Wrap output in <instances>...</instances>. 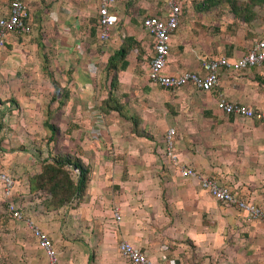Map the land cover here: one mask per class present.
Returning <instances> with one entry per match:
<instances>
[{
    "label": "crops",
    "instance_id": "obj_1",
    "mask_svg": "<svg viewBox=\"0 0 264 264\" xmlns=\"http://www.w3.org/2000/svg\"><path fill=\"white\" fill-rule=\"evenodd\" d=\"M10 1L0 0V16L8 14ZM22 1L28 9L31 33L63 31L67 18L82 15L91 2ZM205 1H195L194 6H204ZM117 6L118 15L121 6ZM135 8L144 13L142 18L164 12L163 9L158 15L153 5H145L142 0ZM201 11L191 4L184 9L180 24L171 35L166 74H203L204 61L220 57L235 60L252 45H240L229 36L225 40L224 27L208 36L200 25H220L212 11ZM128 30L139 47L146 50L147 40L151 44L141 24ZM65 45L68 46L64 40L59 42V47ZM129 54L135 57L131 66ZM129 54L126 69L117 75L118 91L122 88L128 92L125 108L130 117L138 119L137 128L146 136H138L132 131L131 121H125L128 137L113 139V152L97 148L96 140L91 145L78 141L74 150L63 151L75 155L89 169L85 195L76 210L78 221H88L87 226L90 225L84 237L100 239L97 253L104 260L101 264H125L112 262L113 258L118 259L117 238L128 241L159 264H185L191 256L213 255L215 241L226 234L239 238V245L244 239L250 242L256 235L264 236L262 227L248 220L244 212L219 203L200 188L196 179L181 177L178 168L151 152L161 142L153 132L158 135L160 129L165 133L175 129V149L181 165L217 180L236 196L264 210V125L225 115L216 106L219 100H225L264 111V63L240 72L221 70L218 86L208 92L191 86L170 91L150 83L147 73L139 78L135 63L141 56L138 50ZM185 88L190 92L182 90ZM52 91L54 94L53 86ZM135 143L146 147L145 151H136ZM116 209L120 216L117 224L113 218ZM144 225L153 227L157 237L148 240L133 234L143 230Z\"/></svg>",
    "mask_w": 264,
    "mask_h": 264
},
{
    "label": "rangeland",
    "instance_id": "obj_2",
    "mask_svg": "<svg viewBox=\"0 0 264 264\" xmlns=\"http://www.w3.org/2000/svg\"><path fill=\"white\" fill-rule=\"evenodd\" d=\"M139 1H117L115 7L121 6V10H117L119 20L105 43L97 39L98 0H91L82 15L67 18L63 31L27 35L11 33L1 48L0 175L11 179L13 189L11 196H6L0 182V264H48L46 253L38 247L32 236L30 222L49 235L57 264L104 262L97 253L100 239L93 236L85 238L83 235L90 225L87 226L88 221H78L79 212L75 201L66 204L63 209L50 210L52 198L49 192L42 189L30 191L29 180L41 173L48 157L74 150L78 141L91 145L96 140L97 148L113 152L112 140L128 137L125 120H121L116 113L103 115L100 104L107 96L109 80L114 73L107 67L108 56L116 54L119 49L130 51L135 48V41L128 29L140 26L144 13H138L135 8ZM142 2L153 5L158 15L162 14L166 4V0ZM194 4L191 3L193 8L201 12L212 11V15L217 18L219 27L208 24L199 26L208 36L221 27H224L225 40L229 36L240 45L252 44L264 36V0H206L204 6L196 7ZM75 19L79 21L74 22ZM62 40L68 46L59 47ZM144 46L146 50L139 47L141 60L135 63L139 78L148 71L152 50L150 41L147 40ZM130 55L131 66L135 57ZM124 61L117 59L115 64L120 68ZM49 77L61 87L62 93L52 94L53 85ZM115 95H119L117 99L125 107L128 92L121 88L115 91ZM53 96L66 98L68 106L64 109L56 102L52 104L50 100L55 99ZM99 112L102 114L101 120L95 117ZM46 118L52 126L58 125L62 130V135L59 134L55 141L49 143L46 141L48 132L43 127ZM153 133L161 142L151 152L159 155L160 159L165 158V132L160 129L161 134ZM138 144L135 143L136 151H145L146 147ZM37 183L40 181L34 182L35 188ZM10 201L19 207L22 218H14L6 210ZM91 221L95 228L94 220ZM255 224L261 226L264 233V226L260 222ZM143 227V230L133 231V234L148 240L157 237L158 232L153 227ZM119 241L117 238L116 245ZM238 242L239 238L226 234L215 241L213 255L191 256L185 264H264V236L256 235L254 241L250 242L244 239L241 245ZM239 246L241 248H237ZM112 262L126 264L119 254L118 259L113 258Z\"/></svg>",
    "mask_w": 264,
    "mask_h": 264
},
{
    "label": "built area",
    "instance_id": "obj_3",
    "mask_svg": "<svg viewBox=\"0 0 264 264\" xmlns=\"http://www.w3.org/2000/svg\"><path fill=\"white\" fill-rule=\"evenodd\" d=\"M118 0H98L97 7V39L101 43L107 42L111 33L118 23V15L115 5ZM198 0H166L162 16L148 15L142 18L141 28L151 40V54L149 56L147 78L150 83L158 87L175 91L186 86L204 92L214 90L219 84L220 71L225 69L231 72H240L264 63V36L252 43L249 50L242 57L230 60L226 57L211 59L202 63L203 74L192 71H185L174 75L165 73L170 52V39L177 30L182 19L183 11L187 6ZM29 13L22 0H11L7 15L0 16V48L5 46L6 39L11 33L27 35L31 33V24L28 23ZM217 109L225 115H234L244 119L257 121L264 125V111L237 103H230L225 100L217 102ZM102 119L99 112L95 116ZM104 135V133H103ZM176 131L173 128L167 130L163 138V154L170 165L178 168L183 178L196 179L200 188L212 198L223 205L234 206L245 213L246 218L253 222H260L264 226V210L236 196L231 189L201 175L189 166L181 165L176 153ZM0 182L3 184L6 196H11L13 182L6 175H0ZM14 218L22 216L19 207L13 203H7V209ZM116 222L120 221L118 210L113 214ZM30 222V221H29ZM31 224V233L36 240L38 247L46 253L48 264H57L53 251L51 239L47 233ZM117 252L128 264H159L150 259L139 248L128 241L122 240L117 244Z\"/></svg>",
    "mask_w": 264,
    "mask_h": 264
},
{
    "label": "trees",
    "instance_id": "obj_4",
    "mask_svg": "<svg viewBox=\"0 0 264 264\" xmlns=\"http://www.w3.org/2000/svg\"><path fill=\"white\" fill-rule=\"evenodd\" d=\"M134 50L139 51V44L135 43ZM130 51L128 49H119L116 54H112L108 57L107 67L109 70H114V73L109 80L110 89L107 91V96L100 104V111L103 115H109L111 112H116L123 120L131 121L132 131L134 133L138 134V136H146L143 133H140L137 128L138 119L129 116L128 111L119 103L115 95V91L118 89V72L126 69L128 65L126 58ZM117 59L125 60L120 68L115 64ZM137 60L140 61L141 58L138 56ZM50 78L52 79L51 83L54 88V93H62L61 87L54 83L52 77ZM53 97H55V99L50 100L52 104L56 102L58 106L63 107L67 102L66 98L62 99L58 96ZM57 99H59V101H57ZM47 120L48 118L43 122V127L48 132L46 141L49 143L55 141L56 136L58 137L60 134V130L59 128L57 129V127L52 126L50 120ZM29 181L30 191L36 192L42 189L49 192L52 198V204H50L48 209L51 208L50 210H57L74 201L78 206L85 195L87 183L89 181V169L82 164L81 160L75 155L58 153L48 157L44 165H42L41 173L38 176L32 177ZM35 181H40V183H37V188L34 186ZM91 259L92 256H90V260Z\"/></svg>",
    "mask_w": 264,
    "mask_h": 264
}]
</instances>
